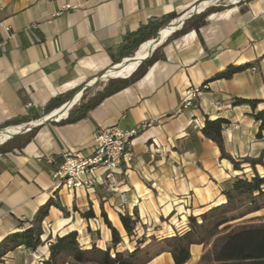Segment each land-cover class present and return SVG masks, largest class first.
I'll list each match as a JSON object with an SVG mask.
<instances>
[{"label": "crops", "instance_id": "obj_1", "mask_svg": "<svg viewBox=\"0 0 264 264\" xmlns=\"http://www.w3.org/2000/svg\"><path fill=\"white\" fill-rule=\"evenodd\" d=\"M207 1L0 0V131L14 134L44 121L61 109L46 115L48 102L76 89L72 98L79 104L85 90L116 65L125 36L151 18L177 14L172 22L176 23L194 9L206 8ZM161 53L164 58L144 77L104 99L85 119L65 125L58 124L60 120L47 122L22 148L25 134L3 146L12 151L0 152V242L18 230L19 221L31 220L57 195L69 214L50 209L43 223L44 241L76 231L88 248L112 247L103 208L123 238L117 251H133L139 239L146 245L153 238L161 241L187 232L191 216L226 202L223 191L236 176H252V167L235 170L222 159L202 129L207 118L226 119L223 137L235 159L262 153L264 128L250 106L233 102L264 99V60L255 72L248 69L232 79L210 82L193 106L183 107L182 102L189 89L200 88L228 66L253 62L264 54V0L231 3L210 13L198 31L164 43ZM30 108L39 119L6 125L28 116ZM109 127L138 132L130 146L132 160L116 175L115 186L103 180L90 190L60 186L55 174L61 156H90L96 132ZM255 170L264 176L262 166ZM90 209L95 217L83 218L81 213ZM135 211L140 222L136 235L128 237L121 215ZM203 253L202 245H193L186 264H198ZM48 257L46 243L36 251L20 247L0 264H44ZM148 264L174 261L166 252Z\"/></svg>", "mask_w": 264, "mask_h": 264}, {"label": "trees", "instance_id": "obj_2", "mask_svg": "<svg viewBox=\"0 0 264 264\" xmlns=\"http://www.w3.org/2000/svg\"><path fill=\"white\" fill-rule=\"evenodd\" d=\"M222 9V6L208 8L199 16L187 21L183 28L173 33L166 42L191 30L198 31L200 27L206 24V18L210 13ZM177 18V14L151 18L137 32L125 36L119 47V57L114 59L115 64L121 63L125 58L133 57L144 43L156 39L159 31L161 37L165 34L167 26ZM163 45L154 52L148 61L142 63L130 77L110 79L103 89L97 91L92 98H88L87 93H84L80 103L74 105L70 109L68 117L65 120H60L58 124L76 123L85 119L89 112L104 99L124 90L144 77L151 65L164 58L161 53ZM263 60L264 54L253 62L230 65L206 81L201 88L208 86L210 82L222 79L229 80L238 73L259 67ZM78 90L51 99L45 107V114L48 115L61 108L71 100ZM233 105L250 106L254 119L261 123V130L264 128V99L236 98ZM260 105H263V108L258 110ZM32 111L30 108L28 116L8 122L6 125H19L32 119H39L40 117L34 116ZM228 124L226 119L210 120L207 118L202 129L203 135L218 146L221 158L230 161L235 170L243 171V165H248L254 169V173L251 177L244 173L236 176L223 191L226 202L212 207L199 217L191 216L187 232L164 238L161 241L153 238L146 245H144V239H139L137 247L133 251L119 252L116 248L123 242V238L102 208L101 215L112 233V247L103 249L93 244L92 247L88 248L81 244L79 234L76 231L57 236L55 239L49 237L44 241L42 239L44 236L43 223L49 216L50 209L56 207L64 215L69 214L59 197L55 195L38 209L31 220L19 221L18 230L8 234L0 242V263H3L11 252L20 247L36 251L49 243V257L44 261V264H148L166 252L172 255L174 264H186L191 259V247L193 245L204 247V253L198 264H264V214L258 215L264 211V176L255 170L257 165L264 168V150L258 157L246 156L235 159L227 151L223 137L224 127ZM36 130L37 128L22 137V144L19 148L31 141ZM8 151H12V149L0 146V152ZM81 215L86 219L95 217L92 209L81 213ZM121 222L128 237L136 235V229L140 222L137 211L132 216L129 214L121 215Z\"/></svg>", "mask_w": 264, "mask_h": 264}, {"label": "built area", "instance_id": "obj_3", "mask_svg": "<svg viewBox=\"0 0 264 264\" xmlns=\"http://www.w3.org/2000/svg\"><path fill=\"white\" fill-rule=\"evenodd\" d=\"M219 1L208 0L206 8ZM241 1L246 0H237L236 3ZM206 8L197 10V14H200ZM252 71H257V68H252ZM207 87L205 86L203 89L201 87L189 89L182 102L183 107L193 106L201 92L207 89ZM137 133V130L124 131L118 127L101 129L95 134V147L90 156L63 154L60 158L59 170L55 174L60 186L66 187L70 191L77 189L90 190L95 187L98 180H103L104 182H108L110 187L113 188L116 184V175L122 170L125 163L132 160L130 146L132 144V138ZM3 134L0 131V137ZM9 140L10 136L0 141V146Z\"/></svg>", "mask_w": 264, "mask_h": 264}, {"label": "water", "instance_id": "obj_4", "mask_svg": "<svg viewBox=\"0 0 264 264\" xmlns=\"http://www.w3.org/2000/svg\"><path fill=\"white\" fill-rule=\"evenodd\" d=\"M197 14V10H193L191 12V15L190 16H187V17H184V18H181L178 22L176 23H171L170 25H168L167 27H170V26H174V30L171 32V34L166 37L165 39H163L162 41L160 40V31L158 32L157 34V37L156 39H154L155 43L153 45V47L149 50L148 54L146 55V57L142 60L139 61V63H137L136 67L134 70H132L130 73L124 75V76H117V77H112V78H128L132 75V73L144 62L148 61L154 54V52L159 48L161 47L167 40L168 38L175 32H177L178 30H180L184 24L190 20L191 18H193L195 15ZM166 28V27H165ZM164 29V28H163ZM126 60V59H125ZM123 60L121 63L119 64H116L112 67H116V66H119V65H124V61ZM104 76H108V74H105V75H102L100 76L95 82L93 85H95L99 80H101ZM75 105V100L74 98H71V100H69L66 104H64L60 111L56 114H53V115H50L48 116L44 121H41L39 123H36V124H33L31 126H28V127H25V128H20L19 129V132L15 133V134H11L10 136V139L14 138L15 136L17 135H21V134H26L28 132H31L33 131L35 128L39 127L40 125L44 124V123H47V122H54V121H59L61 120L65 115H67L68 111Z\"/></svg>", "mask_w": 264, "mask_h": 264}, {"label": "bare ground", "instance_id": "obj_5", "mask_svg": "<svg viewBox=\"0 0 264 264\" xmlns=\"http://www.w3.org/2000/svg\"><path fill=\"white\" fill-rule=\"evenodd\" d=\"M199 10H202V9H199ZM173 30H174V26L167 27L166 33L163 34L160 37V40L162 41L163 39H165L166 37H168ZM154 43H155V41L154 40H151V41L143 44L139 48V50L136 52V54H135L134 57L127 58L125 60V61L130 60L129 62L125 63V61H124L125 64L122 65V66L119 65V66H116V67H111L108 70V72H107L108 76L117 77V76H124V75L130 73L132 70L135 69L137 63H139L140 60H142V59H144L146 57V55L148 54L149 50L153 47ZM17 132H19V131H17ZM17 132L15 131V133H17ZM11 134H13V132L12 133L11 132L10 133L7 132L6 134H3V136L0 137V141L5 140L7 137L11 136ZM2 138H4V139H2Z\"/></svg>", "mask_w": 264, "mask_h": 264}, {"label": "rangeland", "instance_id": "obj_6", "mask_svg": "<svg viewBox=\"0 0 264 264\" xmlns=\"http://www.w3.org/2000/svg\"><path fill=\"white\" fill-rule=\"evenodd\" d=\"M236 1L237 0H226V1H219L218 3H216V4H211V5H209L205 10H207L208 8H211V7H218V6H222L223 7V9L226 7V6H228V5H230L231 3H236ZM204 10V11H205ZM203 11V12H204ZM203 12H201L200 14H202ZM191 12H189L188 14H187V16H189V14H190ZM200 14H196L193 18H195V17H197V16H199ZM186 16V17H187ZM193 18H191V19H193ZM190 19V20H191ZM190 20H188V21H190ZM165 32V31H164ZM163 32V33H164ZM166 33V32H165ZM162 50V49H161ZM135 56V55H134ZM133 56V57H134ZM130 60H128L127 62H129ZM110 79H112V76H104L101 80H99L95 85H93L92 86V88L91 89H89V90H85V93H87V95H88V98H92V97H94L95 96V94H96V92L97 91H99V90H102L103 89V87H104V85L110 80ZM11 140V139H10ZM9 140V141H10ZM8 141V142H9ZM7 142V143H8ZM6 144V143H5ZM4 144V145H5ZM4 145H1V146H4ZM48 228V227H47Z\"/></svg>", "mask_w": 264, "mask_h": 264}]
</instances>
